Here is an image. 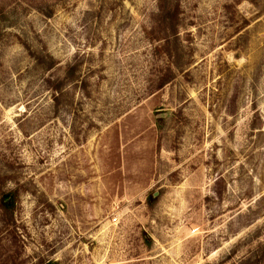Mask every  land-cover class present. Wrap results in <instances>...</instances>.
Masks as SVG:
<instances>
[{
    "label": "rangeland",
    "instance_id": "rangeland-1",
    "mask_svg": "<svg viewBox=\"0 0 264 264\" xmlns=\"http://www.w3.org/2000/svg\"><path fill=\"white\" fill-rule=\"evenodd\" d=\"M0 264H264V0H0Z\"/></svg>",
    "mask_w": 264,
    "mask_h": 264
},
{
    "label": "trees",
    "instance_id": "trees-1",
    "mask_svg": "<svg viewBox=\"0 0 264 264\" xmlns=\"http://www.w3.org/2000/svg\"><path fill=\"white\" fill-rule=\"evenodd\" d=\"M8 200H9L8 198H5V200L3 199V201H4L3 203H5V204H4L5 207L10 208V207H9V204H10L11 202L9 203L10 200H9V201H8Z\"/></svg>",
    "mask_w": 264,
    "mask_h": 264
},
{
    "label": "built area",
    "instance_id": "built-area-1",
    "mask_svg": "<svg viewBox=\"0 0 264 264\" xmlns=\"http://www.w3.org/2000/svg\"><path fill=\"white\" fill-rule=\"evenodd\" d=\"M114 221H117V218L116 217L114 218Z\"/></svg>",
    "mask_w": 264,
    "mask_h": 264
}]
</instances>
